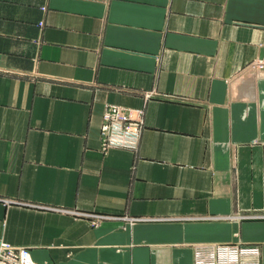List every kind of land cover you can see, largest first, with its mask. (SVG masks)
Wrapping results in <instances>:
<instances>
[{
	"label": "crops",
	"instance_id": "0c3cea01",
	"mask_svg": "<svg viewBox=\"0 0 264 264\" xmlns=\"http://www.w3.org/2000/svg\"><path fill=\"white\" fill-rule=\"evenodd\" d=\"M110 105L142 110L135 148L100 149ZM235 240L264 264V0H0V241L193 264Z\"/></svg>",
	"mask_w": 264,
	"mask_h": 264
},
{
	"label": "built area",
	"instance_id": "2783aa9c",
	"mask_svg": "<svg viewBox=\"0 0 264 264\" xmlns=\"http://www.w3.org/2000/svg\"><path fill=\"white\" fill-rule=\"evenodd\" d=\"M138 110L127 109L124 107H107L102 115V120L105 121L101 126V133L106 136V144L102 143L103 149L107 150L111 147L133 148L137 135L140 133L141 125L138 128H132L131 130L124 129V123L128 120H132L135 117L140 116ZM142 114V113H141ZM114 120L110 125V120ZM110 147V148H111ZM205 249L206 253H199L196 257L195 264H221L225 252L235 251L238 253L239 260H236L238 264H260V251L255 246H248L241 249L240 254L235 248H221L219 245H211ZM16 248L9 247L4 244L0 247V251H6V255L3 258L2 264H35L29 258H27L26 249H18V253H15ZM203 251V250H202ZM234 253V252H233ZM252 254L253 258L248 257ZM219 255L221 260L219 261ZM243 259V260H241ZM259 260V263H258ZM242 261V262H241Z\"/></svg>",
	"mask_w": 264,
	"mask_h": 264
},
{
	"label": "rangeland",
	"instance_id": "374dc122",
	"mask_svg": "<svg viewBox=\"0 0 264 264\" xmlns=\"http://www.w3.org/2000/svg\"><path fill=\"white\" fill-rule=\"evenodd\" d=\"M109 107L118 108L120 106L110 105V106H108V108ZM138 111L140 112V114H139L140 116L135 117L132 120H128L127 122L124 123V129L125 130H131L132 128L137 129L138 128V125H141L140 133L137 135L136 141L134 142V145L135 146L133 148L136 147V144L138 143V139H139V137L141 135V132H142V130L144 128V122H143V119L141 117L142 116V114H141L142 113V110H138ZM113 121H114L113 119L110 120L109 124L111 125L113 123ZM104 122L105 121H103V120L101 121L100 128H99L100 149L102 151L105 150L102 147V143L103 144H106L107 143L106 136L103 133H101V126H102V123L104 124ZM110 147L111 146H109L107 149L114 148V147H111V148ZM3 245H4V243L2 241H0V247L3 246ZM213 245H219V246H221V248H235L239 252V254H240L241 249L246 248L248 246H255L261 252V248H260L259 245L252 244V243H245V242H242L240 240H235L234 242H228V243H218V244H213ZM209 246L211 247L210 244L209 245L203 244V245H197V246H195L193 248V264H195V260H196V257H198V254L199 253H201V254L202 253H206L207 251H205V249H209V248H207ZM18 249L19 248H16L14 250L16 254L18 253ZM6 253H7L6 251H0V264H2L3 258L6 255ZM219 257H220L219 258V261H220L221 260V255H219ZM260 260H261V254H260Z\"/></svg>",
	"mask_w": 264,
	"mask_h": 264
},
{
	"label": "bare ground",
	"instance_id": "6f19581e",
	"mask_svg": "<svg viewBox=\"0 0 264 264\" xmlns=\"http://www.w3.org/2000/svg\"><path fill=\"white\" fill-rule=\"evenodd\" d=\"M233 252H234V253H233ZM27 255H28L27 258H29V259L31 260V258H30V254H27ZM248 257L253 258L252 254H249ZM222 258H224V259H223V261H222L221 264H238V263L235 262V261H236V260H239L238 253H236L235 251H227V252H225L224 257H222ZM226 258H228V262L225 261ZM241 260H243V259H241ZM241 262H242V261H241ZM33 263H34V262H33ZM258 263H259V260H258Z\"/></svg>",
	"mask_w": 264,
	"mask_h": 264
}]
</instances>
